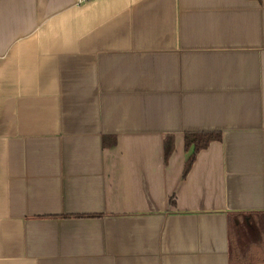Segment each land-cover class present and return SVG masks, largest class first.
Segmentation results:
<instances>
[{
  "label": "crops",
  "instance_id": "obj_1",
  "mask_svg": "<svg viewBox=\"0 0 264 264\" xmlns=\"http://www.w3.org/2000/svg\"><path fill=\"white\" fill-rule=\"evenodd\" d=\"M77 1L0 0V264L264 257V0Z\"/></svg>",
  "mask_w": 264,
  "mask_h": 264
},
{
  "label": "trees",
  "instance_id": "obj_2",
  "mask_svg": "<svg viewBox=\"0 0 264 264\" xmlns=\"http://www.w3.org/2000/svg\"><path fill=\"white\" fill-rule=\"evenodd\" d=\"M261 2L262 0H257ZM222 141V133L220 132H189L185 135V150L190 152V157L185 165L184 177L188 175L198 154L207 149L212 142ZM175 149L174 138L169 136L165 139V154L170 156ZM237 233L231 235V264H264V257L258 254L253 256L242 253L239 247V239ZM254 255V254H253Z\"/></svg>",
  "mask_w": 264,
  "mask_h": 264
},
{
  "label": "built area",
  "instance_id": "obj_3",
  "mask_svg": "<svg viewBox=\"0 0 264 264\" xmlns=\"http://www.w3.org/2000/svg\"><path fill=\"white\" fill-rule=\"evenodd\" d=\"M91 1H94V0H78L77 2H78V4L83 5V4L89 3Z\"/></svg>",
  "mask_w": 264,
  "mask_h": 264
}]
</instances>
